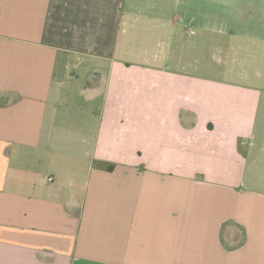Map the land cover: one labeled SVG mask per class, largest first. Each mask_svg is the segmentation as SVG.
<instances>
[{"label": "crops", "instance_id": "1", "mask_svg": "<svg viewBox=\"0 0 264 264\" xmlns=\"http://www.w3.org/2000/svg\"><path fill=\"white\" fill-rule=\"evenodd\" d=\"M125 3L0 0V264H264L263 92Z\"/></svg>", "mask_w": 264, "mask_h": 264}, {"label": "rangeland", "instance_id": "2", "mask_svg": "<svg viewBox=\"0 0 264 264\" xmlns=\"http://www.w3.org/2000/svg\"><path fill=\"white\" fill-rule=\"evenodd\" d=\"M124 10L141 16L135 21L141 36L133 43L138 51L158 48L163 30L160 19L180 18L172 30V45L166 49V55L173 58L169 65L179 66L175 58L183 57L186 70L196 75L259 89L263 93L256 130L264 128V0H126ZM147 31L156 32L151 43H145ZM257 185L264 189V183Z\"/></svg>", "mask_w": 264, "mask_h": 264}, {"label": "trees", "instance_id": "3", "mask_svg": "<svg viewBox=\"0 0 264 264\" xmlns=\"http://www.w3.org/2000/svg\"><path fill=\"white\" fill-rule=\"evenodd\" d=\"M107 169L110 170V171L113 170L114 169V165L113 164L107 165Z\"/></svg>", "mask_w": 264, "mask_h": 264}, {"label": "built area", "instance_id": "4", "mask_svg": "<svg viewBox=\"0 0 264 264\" xmlns=\"http://www.w3.org/2000/svg\"><path fill=\"white\" fill-rule=\"evenodd\" d=\"M49 180L51 181V180H52V178L50 177V178H49Z\"/></svg>", "mask_w": 264, "mask_h": 264}]
</instances>
